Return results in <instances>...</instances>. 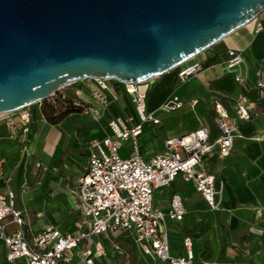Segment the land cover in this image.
Instances as JSON below:
<instances>
[{
	"label": "crops",
	"instance_id": "0c3cea01",
	"mask_svg": "<svg viewBox=\"0 0 264 264\" xmlns=\"http://www.w3.org/2000/svg\"><path fill=\"white\" fill-rule=\"evenodd\" d=\"M259 27L263 28L260 32ZM230 50L243 52L250 70L247 80L250 87L239 85L236 74L227 73L224 64L229 60ZM200 59L204 61V71L185 83L179 81L178 71H171L139 86V90L148 96V112L156 114L161 125L145 123L138 142L141 155L146 160L164 152L169 139L184 137L202 128L210 131V140L215 143L221 135L215 103H223L233 122L239 126L233 151L229 157H222L216 151L205 158L208 172L223 188L222 210L212 211L195 185L184 183L181 178L156 193L155 208L170 209L174 195L184 200L185 219L170 230L174 253L183 254L182 243L184 239L191 238L200 263L264 264V94L253 88L255 72L264 68V13L200 55ZM190 65L192 63L187 67ZM93 87L90 85V89ZM116 93L117 100L100 108L92 95L90 103L81 92V99L93 108L84 114L71 115L57 126L46 122L41 106L33 111L29 109L31 131L20 140L10 138L7 127L9 120L22 127L20 113L0 122V161L3 163L0 188L3 191L9 188L15 194L16 209L27 221L29 237L50 227L72 235L85 228L86 220L75 193L79 179L88 168V144L112 135L109 125L113 120L120 118L128 123L129 128L141 124L137 112L135 118L132 115L125 117L117 107L123 99H129L134 106L132 98L119 94L117 90ZM173 96L184 101L183 109L161 112L160 109ZM240 96H245L251 105L258 103L257 115L247 123L235 120V103ZM107 110L111 113L106 117ZM126 111L128 113L129 108ZM157 149H161L160 152H154ZM131 155L132 141H129L124 143L121 156L126 159ZM36 164L48 170L42 186L35 184L39 179ZM14 182L18 183L17 188L13 186ZM18 202L22 207H18ZM28 203L33 218L25 208ZM16 231L17 227L10 226L8 234ZM108 239L103 238L108 245L132 247L122 239H113L114 243L110 244ZM122 252L123 255H118L110 251L109 256L99 263L118 264L113 255L121 256V259L123 249ZM136 256L144 264L138 253ZM0 264H8L1 238Z\"/></svg>",
	"mask_w": 264,
	"mask_h": 264
},
{
	"label": "built area",
	"instance_id": "2783aa9c",
	"mask_svg": "<svg viewBox=\"0 0 264 264\" xmlns=\"http://www.w3.org/2000/svg\"><path fill=\"white\" fill-rule=\"evenodd\" d=\"M262 30L259 27L258 31ZM228 56L229 60L224 64L227 73L236 74L237 83L247 87L250 70L243 52L230 50ZM189 63L192 65L187 67ZM189 63L178 68L181 83L204 71L200 56ZM255 77L253 88L264 94L263 67L255 72ZM91 82L95 84L91 95L97 105L107 107L117 100L116 90L109 82ZM139 86H124V91L132 98L141 124L129 128L122 119L113 120L109 125L112 135L88 144V168L79 179L75 193L86 220L83 231L72 235L50 227L29 237L27 221L16 209L15 194L9 188L7 191L0 188V238L4 241L8 264H100L110 251L123 255L119 245H108L103 241L109 237L122 239L134 247L144 264H217L198 262L191 238L184 239L183 254L173 252L170 230L184 221L185 203L181 196L174 195L170 209L161 210L155 208V197L158 191L181 178L184 183L195 185L212 211L220 212L223 188L208 172L205 158L216 151L222 157H229L239 126L233 122L225 105L217 102L215 111L221 135L215 143L210 140V131L202 128L187 136L169 139L164 152L146 160L138 142L143 125L159 126L161 121L156 114L148 112V96L139 90ZM184 106L181 98L173 96L160 111L171 113ZM257 106L258 103L251 105L245 96H240L235 103V120L240 123L251 121L257 115ZM17 113L21 115V128L15 121H7L9 136L14 140L29 134L32 125L29 109ZM129 141H132V155L125 159L121 149ZM36 169V176L41 179L38 186H42L48 170L41 164H36ZM2 170L0 161V179ZM10 226L17 227V231L8 234Z\"/></svg>",
	"mask_w": 264,
	"mask_h": 264
},
{
	"label": "water",
	"instance_id": "95a60500",
	"mask_svg": "<svg viewBox=\"0 0 264 264\" xmlns=\"http://www.w3.org/2000/svg\"><path fill=\"white\" fill-rule=\"evenodd\" d=\"M264 13V0H0V116L73 85H143Z\"/></svg>",
	"mask_w": 264,
	"mask_h": 264
},
{
	"label": "trees",
	"instance_id": "16d2710c",
	"mask_svg": "<svg viewBox=\"0 0 264 264\" xmlns=\"http://www.w3.org/2000/svg\"><path fill=\"white\" fill-rule=\"evenodd\" d=\"M116 90V89H115ZM82 89L79 84L73 85L70 89H63L51 100L42 102L41 109L46 122L57 126L71 115L84 114L92 109V105L81 99ZM124 256L118 264H141L136 256V249L128 245L121 244Z\"/></svg>",
	"mask_w": 264,
	"mask_h": 264
},
{
	"label": "rangeland",
	"instance_id": "374dc122",
	"mask_svg": "<svg viewBox=\"0 0 264 264\" xmlns=\"http://www.w3.org/2000/svg\"><path fill=\"white\" fill-rule=\"evenodd\" d=\"M177 71H178V70H177ZM92 84L95 86V84H94L93 82H83V83H79V86L81 87L82 92H83V94H82V95H83V98H84L86 101L90 102V103L92 102V98H91L92 89H90V85H92ZM109 84L111 85V87L115 88V89L119 92V94H126V92L124 91V85H121V84H119V83H117V82H109ZM65 89H70V87H67V88H65ZM38 106H39V105H34V106H32L31 108H29V109H32V111H33V110H36V109L38 108ZM102 107H103V106H100V108H102ZM117 107H118L119 110L123 113V115H124L125 117H127V115H132V117L135 118V114H136L137 111H136L135 106H132V105L130 104L129 99H123L122 102H120V103L117 104ZM127 108H129V112H128V113H127V111H126ZM102 112H103V111H101V113H100L99 115H101ZM110 113H111V110H107V112H106V117L109 116ZM12 115H17V114L15 113V114H11V115H9V116L12 117ZM7 118H8V116L5 117V119H2L0 122H1V123L4 122ZM159 129H161V128H159ZM153 131H155V130H153ZM151 139H153V138L150 137V140H151ZM142 143H143V141H142ZM159 150H161V149L154 150V152H160ZM31 177L33 178V176H31ZM33 182H34V180H33ZM38 182H41V179H37V180H36V183H35L36 186H37ZM42 184H44V181H43V180H42ZM13 186L17 188V187H18V183L14 182V183H13ZM27 199H29V196L27 197ZM18 207H22V204H21L20 202H18ZM25 208H26L27 211H28V215H29L31 218H33L32 209H31V206L29 205V203L25 205ZM107 242H108L109 244H110V243H114V240H113L112 237H109V239H108ZM113 256L116 257V261H119V260H120L119 258H120L121 256H118V255H113Z\"/></svg>",
	"mask_w": 264,
	"mask_h": 264
},
{
	"label": "bare ground",
	"instance_id": "6f19581e",
	"mask_svg": "<svg viewBox=\"0 0 264 264\" xmlns=\"http://www.w3.org/2000/svg\"><path fill=\"white\" fill-rule=\"evenodd\" d=\"M177 70H178V68L174 69L173 71H177ZM7 116H9V114H6V115H2V116H0V121H1L2 119H5V117H7Z\"/></svg>",
	"mask_w": 264,
	"mask_h": 264
}]
</instances>
